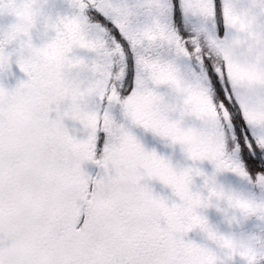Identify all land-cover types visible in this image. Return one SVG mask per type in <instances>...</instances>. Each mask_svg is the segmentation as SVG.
I'll list each match as a JSON object with an SVG mask.
<instances>
[{"label":"snow or ice","instance_id":"snow-or-ice-1","mask_svg":"<svg viewBox=\"0 0 264 264\" xmlns=\"http://www.w3.org/2000/svg\"><path fill=\"white\" fill-rule=\"evenodd\" d=\"M0 264H264V0H0Z\"/></svg>","mask_w":264,"mask_h":264}]
</instances>
